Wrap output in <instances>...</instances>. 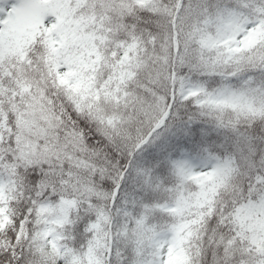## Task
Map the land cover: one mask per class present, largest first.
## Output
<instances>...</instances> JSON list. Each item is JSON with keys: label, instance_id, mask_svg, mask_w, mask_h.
I'll return each instance as SVG.
<instances>
[{"label": "snow or ice", "instance_id": "1", "mask_svg": "<svg viewBox=\"0 0 264 264\" xmlns=\"http://www.w3.org/2000/svg\"><path fill=\"white\" fill-rule=\"evenodd\" d=\"M0 264H264V0H0Z\"/></svg>", "mask_w": 264, "mask_h": 264}]
</instances>
